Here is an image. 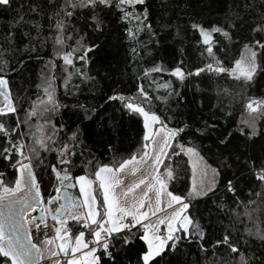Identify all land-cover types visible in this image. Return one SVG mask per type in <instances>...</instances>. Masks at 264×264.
Wrapping results in <instances>:
<instances>
[{
    "label": "snow or ice",
    "instance_id": "snow-or-ice-1",
    "mask_svg": "<svg viewBox=\"0 0 264 264\" xmlns=\"http://www.w3.org/2000/svg\"><path fill=\"white\" fill-rule=\"evenodd\" d=\"M12 3L13 0H0V8L9 9ZM39 7L30 6V11L37 13ZM48 7L52 9L48 19L54 33L56 56L46 65L50 71L43 74L39 86L42 97L25 110L23 119L8 75L18 68L0 53V160L14 170L13 181H7L5 173L0 172V264H105V258L111 264H118L117 244L127 246L133 239L144 245L136 264H159L165 255L178 251L184 242L198 243L202 253L211 250L214 256L218 249L226 250L228 258L221 256L216 264H254V254L241 250L243 237L237 226L244 224V232L264 243V229L256 226L257 219L264 217V189L253 193L256 200L249 198L244 204L243 215L247 219L235 217L234 223L224 229L212 248H207V233L189 210L193 201L216 196L221 171L209 165L196 146L177 143L185 128L171 127V117L165 118L154 110L155 101L168 103L169 97L179 95L171 80L157 82L154 74L167 72L181 83L187 77L204 73L226 75L238 82L241 89L238 95L248 113L240 134L248 139L261 134L257 131V120L264 119V96H250L247 90L258 75L264 74V2L257 11L254 0L253 3L245 0L243 8L229 16L226 25L191 23L193 33L198 35L197 43L202 46L201 56L207 60L202 67L185 71L183 60L171 69L153 64L139 74L132 94L116 92L107 97V101H118L124 110L141 117L143 124L141 151L110 164H99L94 157L88 159L81 139L84 124L95 119L97 107L76 105L83 119L70 135L65 132L63 123H53L52 116L64 107L56 99L54 70L60 67L66 73V89L71 84V89L80 91V85L72 83L73 78L81 83L92 81L94 77L88 70L90 54L100 46L83 42L78 22L82 21L83 27L100 34L104 18L112 14L127 23L125 32L132 45L130 53L133 59L137 58L142 44L140 33L156 35L149 22L148 0H49ZM241 12L249 15L255 12L256 18L240 57L227 67L219 53L226 55L228 47H220L221 41L216 35L231 43L236 21L243 19ZM26 22L22 15L13 19L3 35L7 45L4 51L12 55L21 51L14 47L15 26ZM34 27L39 29L40 26L34 23ZM74 38L75 43L69 44ZM55 60L62 61V65L58 66ZM18 63L23 65L22 60ZM145 81L149 82L147 87ZM161 89L163 94H153ZM223 94L232 95L227 90H223ZM220 103L222 105L223 101ZM224 114L225 117L230 115L226 109ZM33 117L38 118L36 124L32 122ZM40 119L43 124L39 123ZM232 139L233 133L228 132L220 144L227 146ZM44 153L51 154L55 162L46 164ZM181 153L188 156L193 169L192 183L186 192L175 188L179 173L168 163ZM91 155L89 152L88 156ZM246 165L258 184L264 185V158L259 164L252 158ZM38 167L50 170L54 195L52 192L47 197L43 194ZM73 168H80L86 174L74 175ZM77 187L79 194L71 195L69 190ZM224 191L238 201L236 182L227 180ZM249 221L252 227H248ZM234 230L236 239L232 235Z\"/></svg>",
    "mask_w": 264,
    "mask_h": 264
},
{
    "label": "trees",
    "instance_id": "trees-1",
    "mask_svg": "<svg viewBox=\"0 0 264 264\" xmlns=\"http://www.w3.org/2000/svg\"><path fill=\"white\" fill-rule=\"evenodd\" d=\"M48 2L49 0H13L11 8H0V53L18 68V71L8 75L21 119L25 110L29 109L38 97H42V88L39 86L43 74L50 71L46 65L56 56L54 33L50 29L48 19L52 9L48 7ZM247 2L253 3V0ZM254 2L258 11L264 0ZM244 3L245 0H148L149 22L156 35L150 36L146 31L140 33L139 40L142 44L138 48L139 56L135 59L130 53L132 45L126 38L125 29L128 25L120 21L117 15H107L104 18V27L100 34L83 27L82 21L78 22L80 33L84 35L83 42L100 46L90 54L91 63L88 70L94 79L81 83L79 79L73 78L72 83L80 85V91L77 92L71 89V84L69 85L71 90L64 87L66 73L62 68L54 70L57 77L56 99L64 107L59 109L58 114L52 116L53 123H63L65 132L70 135L83 119L81 109L76 105L87 104L97 107L99 111L95 119L85 122L81 137L86 157L88 159L94 157L99 164H110L139 153L143 137L142 118L124 110L118 101H107V97L116 92L132 94L139 74L153 64H162L165 68L171 69L183 60L185 71L202 67L207 60L201 56L202 46L197 43L198 35L193 33L191 23L195 21L203 22L206 26L226 25L228 17L243 8ZM36 5L40 6L39 11L32 13L30 6ZM21 15L27 22L15 26L14 43V47L21 51L12 55L4 51L7 45L4 43L3 35L8 31L13 19H19ZM241 15L243 19L236 21L237 29L231 43L219 34L216 35L221 41L220 47L225 45L228 47L226 55L219 53L227 67H231L234 60L240 57L243 45L247 43L245 38L251 34L250 26L256 18L255 12L251 15L248 12H241ZM34 23L40 26L39 29L34 27ZM68 43L74 44L75 38ZM20 60L23 61V65L18 63ZM55 62L58 66L62 65L60 60ZM79 66L77 62V67ZM154 76L157 82L171 80L172 87L179 93L169 97L168 103L154 102L155 111L165 118L171 117V127L185 128L177 143L196 146L204 160L221 171L220 187L216 196L193 201L189 210L193 219L206 231L205 246L211 249L224 229L234 223L235 217L247 219L243 215L244 204L249 198L256 200L257 197L253 193L264 189V185L258 184L251 175V168L246 165V161L252 158H255L257 164L264 158V119L257 120V131L261 134L252 139L240 134L239 130L244 127L242 121L248 117V113L238 95L241 91L238 82L226 75L214 76L204 73L199 77H187L183 83L175 77H170L167 72ZM148 83L145 81V87ZM223 90L232 95L225 96ZM163 93L164 90L161 89L159 93L153 94ZM247 94L255 97L264 96V74L256 77ZM225 109L230 113L227 117L224 114ZM37 120V117H33V124H36ZM39 123L43 124V119H40ZM206 125L215 127L206 128ZM228 132L233 133V139L224 146L220 144V140L224 139ZM89 152L91 156H88ZM43 155L46 164L49 161L55 162L51 154ZM168 163L179 173L178 179L174 182L175 188L186 192L191 185L192 177L187 157L181 153ZM36 171L42 178L41 190L47 197L52 192L54 178L50 177V170L38 167ZM0 172L5 173L7 181L14 180V170L6 161L0 160ZM72 172L74 175L86 174L80 168H73ZM88 172H91V169H88ZM227 180L236 182L238 201L231 193L224 191ZM72 195L77 196L76 188L72 190ZM253 215L259 217L260 213ZM244 226V224L237 226L240 229L239 235L243 237L241 250L246 251L248 255L254 254V264H261L264 260V243L256 236H249L244 232ZM256 226L264 229V217L257 219ZM248 227H252L251 221L248 222ZM232 235L234 239L237 238L235 230ZM143 247V242L138 239H133L131 244L123 247L118 243L117 248L120 249L117 255L118 264H136L139 250ZM221 256L225 260L228 258L226 250L218 249L214 256L211 250L202 253L198 243L184 242L178 251L165 255L159 264H216ZM105 264L111 262L105 258Z\"/></svg>",
    "mask_w": 264,
    "mask_h": 264
},
{
    "label": "rangeland",
    "instance_id": "rangeland-1",
    "mask_svg": "<svg viewBox=\"0 0 264 264\" xmlns=\"http://www.w3.org/2000/svg\"><path fill=\"white\" fill-rule=\"evenodd\" d=\"M186 156V155H185ZM187 157V159H188V161H189V158H188V156H186ZM189 165H190V169H191V175H192V177H191V183H192V179H193V169H192V165L189 163ZM125 179L126 180H128L129 179V177H125Z\"/></svg>",
    "mask_w": 264,
    "mask_h": 264
},
{
    "label": "crops",
    "instance_id": "crops-1",
    "mask_svg": "<svg viewBox=\"0 0 264 264\" xmlns=\"http://www.w3.org/2000/svg\"><path fill=\"white\" fill-rule=\"evenodd\" d=\"M77 189V195L79 194V189H78V187L76 188ZM34 214H36V213H34ZM71 221H69V223H70ZM86 235H87V233H86Z\"/></svg>",
    "mask_w": 264,
    "mask_h": 264
},
{
    "label": "water",
    "instance_id": "water-1",
    "mask_svg": "<svg viewBox=\"0 0 264 264\" xmlns=\"http://www.w3.org/2000/svg\"><path fill=\"white\" fill-rule=\"evenodd\" d=\"M72 190H73V189H70V190H69L71 195H72Z\"/></svg>",
    "mask_w": 264,
    "mask_h": 264
}]
</instances>
